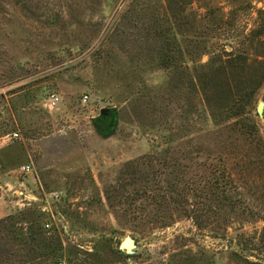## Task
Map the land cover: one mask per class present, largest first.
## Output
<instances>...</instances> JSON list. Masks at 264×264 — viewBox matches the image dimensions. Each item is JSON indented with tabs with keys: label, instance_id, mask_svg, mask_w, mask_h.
Listing matches in <instances>:
<instances>
[{
	"label": "rangeland",
	"instance_id": "374dc122",
	"mask_svg": "<svg viewBox=\"0 0 264 264\" xmlns=\"http://www.w3.org/2000/svg\"><path fill=\"white\" fill-rule=\"evenodd\" d=\"M259 25L264 0H0V220L17 216L11 229L28 241L44 211L46 236L63 245L48 264L56 255L74 264L72 252L92 264H232L229 241L213 227L186 217L167 228L134 220L128 199L149 186L144 163L154 156L184 164L197 148L226 151L231 162L254 156L256 146L234 129L198 134L211 118L200 115L199 98L205 91L214 105L228 96L250 103L249 122L264 139ZM51 94L60 97L55 107ZM240 111L220 120L233 123ZM225 229L228 238L259 236L264 217L235 218Z\"/></svg>",
	"mask_w": 264,
	"mask_h": 264
},
{
	"label": "trees",
	"instance_id": "16d2710c",
	"mask_svg": "<svg viewBox=\"0 0 264 264\" xmlns=\"http://www.w3.org/2000/svg\"><path fill=\"white\" fill-rule=\"evenodd\" d=\"M252 36L262 41L264 26L259 25ZM171 59L172 57L168 56L167 62ZM200 82L202 83V80H199V84ZM202 94L203 96L199 98L203 106L200 115H209L211 118L206 120L208 125L202 126L198 134L203 136L206 129L208 131L205 134L209 133L210 127L213 136L234 129L241 137L246 136V141H250L249 145L256 146L253 148L254 156L250 151L236 154L231 162V157L226 151L215 150L206 153L201 148H197L198 159L187 158L186 160L189 161L185 164L181 163L177 156L170 159L165 158L166 155L163 158L152 157L153 160L144 163L147 167L146 170L144 169V174L149 186L128 199L133 211V219L155 218L156 222L161 223L162 228H167L180 217L190 218L198 229L213 227L215 238L229 241L232 249L230 258L232 264H264V230L259 236L242 234L236 238H228L225 232V227L235 218L264 217V139L258 136L256 125L249 122L247 109L250 103L241 104L240 98L228 96V99L224 97L220 99L221 102L226 100L225 104L214 105L211 96L205 91ZM239 105L242 111L235 113L234 116L238 118L235 122L220 120L219 116L234 110ZM214 109L220 110L221 114ZM165 175H168L167 179H163ZM142 197L145 199L141 200ZM139 200L145 204H138ZM47 217L44 211H39L38 217L28 227L31 233L28 241L25 239V234L11 229L15 227L17 216L11 215L1 219L0 264H48L54 254L61 252L63 245L56 243L54 238L46 236L45 229L49 227L45 221ZM10 241L17 242L19 248L11 249ZM96 253L79 251V254L90 259L94 258ZM115 254L119 257L124 255L122 250H116ZM75 255L76 253L72 252L74 264H92ZM56 256L58 259L53 264H63L59 256Z\"/></svg>",
	"mask_w": 264,
	"mask_h": 264
},
{
	"label": "built area",
	"instance_id": "2783aa9c",
	"mask_svg": "<svg viewBox=\"0 0 264 264\" xmlns=\"http://www.w3.org/2000/svg\"><path fill=\"white\" fill-rule=\"evenodd\" d=\"M88 98H89V97H87V96H85V97L83 98V103H84V104L87 103ZM47 101L49 102V106H50V107H55V106H57V105L60 103V97H59L57 94H51V95H49ZM0 116H1V113H0ZM19 136H20V135H19V133H17V132H15V133H13V134L10 135L11 140H12V139L16 140V139L19 138ZM21 170H22L24 173H28V172H30V170H31V166H30V165H25V166H23V167L21 168Z\"/></svg>",
	"mask_w": 264,
	"mask_h": 264
},
{
	"label": "water",
	"instance_id": "95a60500",
	"mask_svg": "<svg viewBox=\"0 0 264 264\" xmlns=\"http://www.w3.org/2000/svg\"><path fill=\"white\" fill-rule=\"evenodd\" d=\"M263 108H264V104L263 103H259L258 107H257V113L258 115L262 116L263 115ZM109 110L107 109H103L101 111V115L102 116H106L108 115ZM133 242V238L131 236H128L126 238V240L123 242V244L121 245V249H128L130 248L131 244Z\"/></svg>",
	"mask_w": 264,
	"mask_h": 264
}]
</instances>
